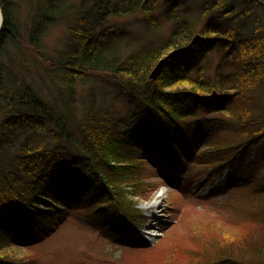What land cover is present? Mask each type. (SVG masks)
<instances>
[{
  "label": "trees",
  "instance_id": "1",
  "mask_svg": "<svg viewBox=\"0 0 264 264\" xmlns=\"http://www.w3.org/2000/svg\"><path fill=\"white\" fill-rule=\"evenodd\" d=\"M0 1L5 11L0 38V264H35L13 257L17 253L10 241L31 245L54 236L63 224L51 229L55 215L67 221L76 208L116 234L113 219L137 225L144 216L127 194L143 197L145 163L138 154L154 147L172 150L180 159L184 148H193L189 151L205 160L200 164L217 163L208 175L225 165L234 167L240 176L232 187L236 197L258 204L254 213L264 214V0H203V9L196 12L170 2L164 16L172 22L169 32L143 42L131 40L125 28L103 25L109 16L142 13L144 27L156 28L157 0H82L69 23L66 49L55 62L49 92L6 59L5 44L15 42L13 36L22 39L9 14L12 0ZM40 1L29 33L33 44L41 41L39 29L46 27L39 25L38 15L51 18L71 10L66 0ZM38 58L39 69L52 70L50 58ZM80 83L90 92L78 100ZM129 118H141V123L127 129ZM193 118H199L196 127L186 125ZM205 132L204 149H194L197 135ZM56 165L60 174L54 172ZM83 169L90 170L94 182H84ZM223 203L227 206L229 200ZM262 227L261 236L247 231L229 239L220 233L204 238V250L214 248L217 259H207L205 250L197 264H264ZM230 239L238 241L236 248ZM175 244L168 263L182 264L179 251L190 244ZM138 246L148 248L135 243L126 248Z\"/></svg>",
  "mask_w": 264,
  "mask_h": 264
},
{
  "label": "rangeland",
  "instance_id": "2",
  "mask_svg": "<svg viewBox=\"0 0 264 264\" xmlns=\"http://www.w3.org/2000/svg\"><path fill=\"white\" fill-rule=\"evenodd\" d=\"M89 1L90 4L93 3V0ZM157 1L159 16L156 28L146 29L144 27L145 19L142 13L124 17L109 16L103 26L115 24L125 28L131 40L143 42L147 38L157 39L169 32L172 22H167L164 16L170 2L171 5L177 3L180 9H191L195 12L201 11L204 7L203 0ZM40 2V0H12L8 2L11 7L9 14L18 24V32L15 34L22 39V43L17 40L16 36H13L15 42L5 44L7 49L5 57L12 62L16 70H22L40 90L49 92L47 89L53 85L52 72L55 70V62L60 52H64L66 49V42L70 35L69 23L75 20L79 12L76 8L82 3V0H66L65 4L71 9L69 12L56 13V15H51V18H49L50 16L44 17L43 13L38 15L37 20L41 21L39 25L44 24L46 27L42 30L39 29L42 35L39 37L41 41L33 44L29 40V33L35 25L34 20L37 16L35 6ZM0 4L5 14L1 1ZM47 22L50 23L47 25ZM99 30L101 31V28ZM16 43L22 48H19ZM32 45L37 47L36 52H32ZM38 57H44L46 60L50 58L52 67L49 68L52 70L42 71L44 68L39 69L42 64ZM97 81L101 85L100 80ZM87 87L89 86L85 87L81 86V83L79 84L78 100L81 99L82 94L86 96L90 92ZM262 97L264 106V96ZM210 117L209 115V120L212 119ZM198 119H188L186 125L196 127ZM140 120L141 118H129L125 127L127 129L135 128L137 122L141 123ZM149 121L153 120L149 119ZM207 139L206 132L198 134L194 149H200L207 143ZM191 149L193 148H184V151L180 152L184 156L181 159L172 150H162L156 147L146 153L141 150L138 154L145 163L144 186H141V189L146 197L127 194L133 202V207H137L144 216L137 218V225L132 226L125 219H113L111 225L117 226L120 232V234H116L110 229L101 228L88 218L89 216H85L76 208L67 221L63 218L64 215H55L51 229H56L60 223L63 224L59 226L60 231L57 234L55 233L54 236L48 237L44 241L39 238L37 244L24 245L18 239H12L10 241L12 249L17 253L13 257L30 260L35 264H169L168 258L172 259L169 255L172 249L177 251L175 243L179 242V244H190L185 252L179 251L181 263L197 264L198 261H203L198 257L205 250H208V256H203L207 259H217L216 256H212L214 248L205 250L203 248L204 238H209L208 236L220 233L219 235H227L225 237L229 239L247 231L249 234L261 236L264 214H259L262 211L254 213L255 209L259 207L258 204H253L241 196L240 198L236 197L232 187L239 184L240 176L234 171V167L230 166V168L225 165L224 169L220 170L221 172L208 175V169L213 168L214 165L217 167V163L200 164L199 162L205 161L204 158L201 155L193 154L192 151H189ZM206 160L210 161L208 158ZM110 161L114 163L115 160L110 158ZM54 172L60 174V165L54 166ZM82 172L84 182H94V176L90 170L83 169ZM65 173L67 177H70L68 169ZM246 174L247 172L244 175ZM130 189L133 190L135 187L130 186ZM196 193H199V196H196ZM235 197L236 200L232 199ZM228 200L229 204L225 206L226 204L223 202ZM154 203L155 205L152 206ZM155 214L156 216H153ZM76 215H79V218ZM80 225L87 227L86 229L91 232L82 231L79 229ZM231 241H234L232 243L236 248L238 241L230 239ZM132 243L145 244L148 245V248L141 246L126 248V245Z\"/></svg>",
  "mask_w": 264,
  "mask_h": 264
},
{
  "label": "water",
  "instance_id": "3",
  "mask_svg": "<svg viewBox=\"0 0 264 264\" xmlns=\"http://www.w3.org/2000/svg\"><path fill=\"white\" fill-rule=\"evenodd\" d=\"M3 22H4V17H3V9H2V6L0 5V33L2 32L3 30ZM175 52L177 51H172L170 52L166 57L162 58L159 63L156 65L153 73H152V76H155V74H157L162 66L164 65V63L166 62V60L169 58V56L173 55Z\"/></svg>",
  "mask_w": 264,
  "mask_h": 264
},
{
  "label": "bare ground",
  "instance_id": "4",
  "mask_svg": "<svg viewBox=\"0 0 264 264\" xmlns=\"http://www.w3.org/2000/svg\"><path fill=\"white\" fill-rule=\"evenodd\" d=\"M65 3V2H64ZM1 5V4H0ZM3 17H4V22H3V28H4V24H5V14L3 13ZM178 50L179 49H175L174 51H177L178 52ZM176 53V52H175ZM155 205V203L152 205V206H154ZM153 216H156V214L155 215H153Z\"/></svg>",
  "mask_w": 264,
  "mask_h": 264
}]
</instances>
